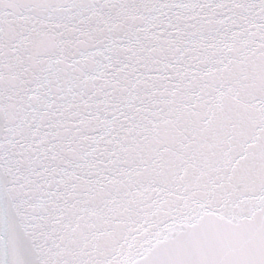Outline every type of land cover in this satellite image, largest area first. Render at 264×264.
I'll use <instances>...</instances> for the list:
<instances>
[{
  "label": "snow or ice",
  "instance_id": "1",
  "mask_svg": "<svg viewBox=\"0 0 264 264\" xmlns=\"http://www.w3.org/2000/svg\"><path fill=\"white\" fill-rule=\"evenodd\" d=\"M0 264H264V0H0Z\"/></svg>",
  "mask_w": 264,
  "mask_h": 264
}]
</instances>
